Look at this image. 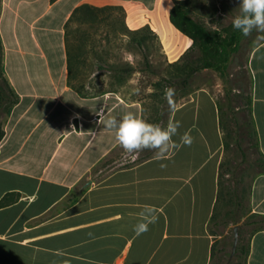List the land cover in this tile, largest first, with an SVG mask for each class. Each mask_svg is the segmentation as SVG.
<instances>
[{
	"label": "crops",
	"instance_id": "0c3cea01",
	"mask_svg": "<svg viewBox=\"0 0 264 264\" xmlns=\"http://www.w3.org/2000/svg\"><path fill=\"white\" fill-rule=\"evenodd\" d=\"M179 2L192 12L195 0H1V74L17 102L1 119L0 264H212L225 155L216 95L191 91L168 122L179 125L174 143L139 161L118 156L115 131L96 113L142 119L140 104L104 91L98 70L97 81L77 83L86 60L73 25L96 26L121 10L130 28L149 25L177 58L193 44L170 20ZM248 73L264 157V39L250 50ZM146 207L157 219L137 235ZM250 214L264 215V174L252 182ZM249 246L247 264H264V230Z\"/></svg>",
	"mask_w": 264,
	"mask_h": 264
},
{
	"label": "rangeland",
	"instance_id": "374dc122",
	"mask_svg": "<svg viewBox=\"0 0 264 264\" xmlns=\"http://www.w3.org/2000/svg\"><path fill=\"white\" fill-rule=\"evenodd\" d=\"M238 3L239 0H195L194 8L190 13L209 29H222L232 25L233 17L239 13ZM104 19L102 24L86 25L84 29L80 25H73V42L82 47L86 60V69L77 81L78 85L84 86L89 81H97L95 76H92L93 72L98 70L95 75H98L97 78L101 77L104 91L117 90L124 99L139 103L142 119L161 128L168 126L174 108L184 102L190 92L197 88L209 89L216 95L218 101L224 100L227 90L232 89L235 100L233 105L236 110L245 107V98L250 95L244 80L248 73V56L251 48L264 39V32L253 30L244 38L240 50L230 62L226 77L213 70H203L195 74L186 88H183L182 80L185 74L179 70L188 60L185 62L179 60L188 49L177 58H173L166 43L149 25L130 28L126 22V15L121 10L113 11ZM144 37L147 41L140 45V40ZM128 68V71L124 70ZM115 69H119L118 72L115 73ZM167 88L175 89L171 98L165 95ZM83 90L86 93H93L90 88ZM239 94L244 95L241 101L238 99ZM250 144L251 142L244 143V146L249 147L248 160L253 162L259 157V153L250 148ZM122 153L129 152L121 147L118 156L121 157ZM134 153L138 155L136 160L139 161L160 154L157 149L131 152L132 155ZM223 161L226 165L233 163L240 165H237L235 174H227L226 178L230 180L229 184L232 187L238 182L241 183L239 192L242 205L237 215L240 220L239 235L242 239L239 245H248L251 227L244 224L250 214V191L258 170L251 162L247 163L240 153L233 150L225 152ZM233 209L223 192L214 221L217 225L213 223L211 225L216 240L212 264H244L245 262L243 254H239V257L234 254L232 257L236 226L231 222L233 216L230 213ZM249 219L254 220V218Z\"/></svg>",
	"mask_w": 264,
	"mask_h": 264
},
{
	"label": "trees",
	"instance_id": "16d2710c",
	"mask_svg": "<svg viewBox=\"0 0 264 264\" xmlns=\"http://www.w3.org/2000/svg\"><path fill=\"white\" fill-rule=\"evenodd\" d=\"M170 20L173 26L183 35L192 39V46L184 53L179 62L186 61V64L179 70L185 74L182 80L183 88H186L191 78L200 71L213 70L220 73L223 77L227 76L230 62L233 56L240 50L241 44L246 37L238 30H235L232 25L222 29H209L204 23L196 20L190 13L187 2L177 3L170 12ZM146 38L140 40V45L146 42ZM1 46H0V140L4 137V131L1 129V119L9 108L17 102V96L10 89L9 85L3 79L1 74ZM180 74V73H179ZM247 85V91L250 94L246 99L245 107L236 110L233 103V91L228 89L224 100L218 102L220 112V124L224 133V149L225 152L233 150L240 153L248 163L247 151L249 147L244 146V143L250 144V148L258 151L257 131L252 117V97H251V77L247 73L244 77ZM244 95L239 94L238 99L241 101ZM149 158V157H147ZM251 162V161H250ZM249 162V163H250ZM251 164L257 168L256 174H264V157L259 153V157ZM238 163L226 165L223 161L220 167L219 175V194L216 209L212 218V223L217 225L215 221L216 211L220 198L224 192L227 201L234 207L230 215L233 216L231 221L234 225H239L240 220L237 218L238 212L242 205L241 195L239 192L240 182L232 187L226 178L227 174H235L238 168ZM255 176V177H256ZM254 177V178H255ZM254 180V179H253ZM7 200L0 203V206H5ZM236 216V217H235ZM249 218H254L250 220ZM250 220V221H249ZM251 227V236L256 232L264 230V215L249 214L245 224ZM242 239H240L241 241ZM234 245V243H233ZM215 247V245H214ZM250 246L238 245L235 256L239 254L245 256L244 264H247ZM214 258V250L212 261Z\"/></svg>",
	"mask_w": 264,
	"mask_h": 264
},
{
	"label": "clouds",
	"instance_id": "9594fccd",
	"mask_svg": "<svg viewBox=\"0 0 264 264\" xmlns=\"http://www.w3.org/2000/svg\"><path fill=\"white\" fill-rule=\"evenodd\" d=\"M239 13L233 17L232 26L243 35L253 30L264 32V0H239ZM175 89L167 88L165 95L171 98ZM99 121L103 120L107 130H114L121 146L129 153L142 149H157L161 155L167 152L172 137L176 135L178 123H170L166 128L139 119L132 112H127L119 121L112 117L105 119L104 113L97 112ZM181 140L191 143V137L185 133ZM174 143V142H172ZM143 218L134 226L137 235L148 231L149 224L156 221L155 209L146 207L141 213Z\"/></svg>",
	"mask_w": 264,
	"mask_h": 264
},
{
	"label": "water",
	"instance_id": "95a60500",
	"mask_svg": "<svg viewBox=\"0 0 264 264\" xmlns=\"http://www.w3.org/2000/svg\"><path fill=\"white\" fill-rule=\"evenodd\" d=\"M239 229H240V225H236L234 228V245H233L232 257L236 253V250L239 245V241H240Z\"/></svg>",
	"mask_w": 264,
	"mask_h": 264
}]
</instances>
